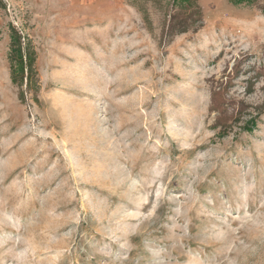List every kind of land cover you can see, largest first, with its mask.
Segmentation results:
<instances>
[{
	"label": "rangeland",
	"instance_id": "374dc122",
	"mask_svg": "<svg viewBox=\"0 0 264 264\" xmlns=\"http://www.w3.org/2000/svg\"><path fill=\"white\" fill-rule=\"evenodd\" d=\"M0 264H264V0H0Z\"/></svg>",
	"mask_w": 264,
	"mask_h": 264
},
{
	"label": "crops",
	"instance_id": "0c3cea01",
	"mask_svg": "<svg viewBox=\"0 0 264 264\" xmlns=\"http://www.w3.org/2000/svg\"><path fill=\"white\" fill-rule=\"evenodd\" d=\"M102 0H67L68 4L73 3V4H80V5H88V4H95L98 3ZM115 1V0H113Z\"/></svg>",
	"mask_w": 264,
	"mask_h": 264
}]
</instances>
